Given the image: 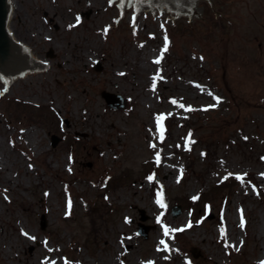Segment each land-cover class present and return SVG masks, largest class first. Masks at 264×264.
<instances>
[{
    "label": "rangeland",
    "instance_id": "374dc122",
    "mask_svg": "<svg viewBox=\"0 0 264 264\" xmlns=\"http://www.w3.org/2000/svg\"><path fill=\"white\" fill-rule=\"evenodd\" d=\"M12 1L48 67L0 81V264H262L264 0Z\"/></svg>",
    "mask_w": 264,
    "mask_h": 264
},
{
    "label": "water",
    "instance_id": "95a60500",
    "mask_svg": "<svg viewBox=\"0 0 264 264\" xmlns=\"http://www.w3.org/2000/svg\"><path fill=\"white\" fill-rule=\"evenodd\" d=\"M114 0H107V5ZM10 0H0V81L6 87V83L21 77V71H41L46 63L26 58V46H15V42L8 36L6 30V20L11 5ZM210 3L212 16L219 15L214 12L211 0H204ZM118 17L120 8L133 6L128 28H132L135 11H170L168 18L172 19V14L187 17H200L202 8L195 9V0H116ZM50 54V53H49ZM51 55V54H50ZM107 103L112 107H121L122 99L119 95L103 92ZM52 144L58 140L55 135L51 136ZM179 206L173 207V214L178 212ZM147 226L139 223L138 233L146 236Z\"/></svg>",
    "mask_w": 264,
    "mask_h": 264
},
{
    "label": "bare ground",
    "instance_id": "6f19581e",
    "mask_svg": "<svg viewBox=\"0 0 264 264\" xmlns=\"http://www.w3.org/2000/svg\"><path fill=\"white\" fill-rule=\"evenodd\" d=\"M10 1H12V0H10ZM12 8H13V1L11 2L10 9H9V12H8V16H7V20H6V24H5L8 36L15 41V46H26V58L32 59V60H35V61H39V62L46 63L44 65V67L42 68V70H45L48 67V63L46 61L42 60L37 55H35L31 51V48L25 42L21 41L20 39H18V38H16L14 36L13 31H12V29L9 26V19L11 18V14H12L11 13V9ZM35 72H40V71H21V77H19V78H25V77L27 78V76L29 74H32V73H35ZM107 83H109V80L107 78H105V84H107ZM90 99H92V97L91 96H88V100L87 101H89ZM98 101L100 103L101 100H98ZM90 106H91V103L85 104V106H84L85 110L87 111L90 108ZM105 122L106 123H109L111 125V127H113V128L116 127V125L114 123L113 117L109 116L106 111H105ZM29 138L30 137L28 136V139ZM29 141L33 143V140L32 139H29ZM130 206L131 207H135L136 205L131 204ZM165 221H166V225L169 226L170 222L168 220H165ZM174 222L176 223L178 221H174ZM178 228L181 229V226L178 225Z\"/></svg>",
    "mask_w": 264,
    "mask_h": 264
},
{
    "label": "snow or ice",
    "instance_id": "6c2138e0",
    "mask_svg": "<svg viewBox=\"0 0 264 264\" xmlns=\"http://www.w3.org/2000/svg\"><path fill=\"white\" fill-rule=\"evenodd\" d=\"M77 20H79V18H77ZM166 44H167V37H165V45H166ZM165 50H167L166 47H165ZM155 62H156V63H159V60H157V61H155ZM121 75H123V74L121 73ZM154 87H155V85H153V88H154ZM216 100H217V102H219V98H218V97L216 98ZM173 103H175V101H173ZM180 107H184V105H180ZM162 119H163V117H158V118H157V123L159 124V122H160ZM152 147H155V145H152ZM157 162H159V157H157ZM69 171H71V169H69ZM148 179H149V180H152L153 177L149 176ZM193 199H196V197H194ZM157 203L160 204L161 207H164L162 200L158 199V200H157ZM68 207H69V208L71 207V201H70V200L68 201ZM157 222L159 223V220H158ZM179 230H180V229H177V230H175V231H179ZM169 232H170L169 228L166 227V226H164V232H163V234H164L165 236H168V235H169ZM25 235H27V233H25ZM33 239H34V238H33ZM46 243H47V242H45V244H46ZM160 243H161V244H165V241H164V240H161ZM49 250L51 251V249H49ZM53 264H54V262H53ZM262 264H264V262H262Z\"/></svg>",
    "mask_w": 264,
    "mask_h": 264
},
{
    "label": "trees",
    "instance_id": "16d2710c",
    "mask_svg": "<svg viewBox=\"0 0 264 264\" xmlns=\"http://www.w3.org/2000/svg\"><path fill=\"white\" fill-rule=\"evenodd\" d=\"M233 178H236L237 179V182L238 183H242V184H245L246 183L245 181L247 180V176H235Z\"/></svg>",
    "mask_w": 264,
    "mask_h": 264
}]
</instances>
